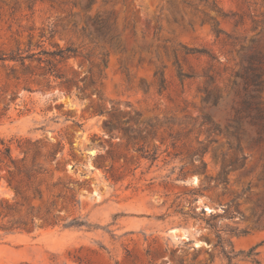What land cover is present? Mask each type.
Wrapping results in <instances>:
<instances>
[{
    "label": "rangeland",
    "instance_id": "1",
    "mask_svg": "<svg viewBox=\"0 0 264 264\" xmlns=\"http://www.w3.org/2000/svg\"><path fill=\"white\" fill-rule=\"evenodd\" d=\"M53 43L0 60V264H264V0H0V59Z\"/></svg>",
    "mask_w": 264,
    "mask_h": 264
},
{
    "label": "trees",
    "instance_id": "2",
    "mask_svg": "<svg viewBox=\"0 0 264 264\" xmlns=\"http://www.w3.org/2000/svg\"><path fill=\"white\" fill-rule=\"evenodd\" d=\"M91 25L93 27V30L89 29L88 32H86V28H82L81 32L83 34H86V37L91 38L92 41L96 40L97 37H101V38H105L108 35V28L106 26V22L105 20H103L100 17H97L95 19L92 20ZM217 33H219L217 31ZM42 38V37H41ZM113 40V38L109 37L108 39V43H110ZM53 48H55V50L53 51H39L38 53H32L31 55L27 56V57H23L19 54L12 56V57H5L3 56L0 60L1 61H14V62H19L21 66H24L25 60L27 58H31L34 55H46L49 60H59L61 62H65L67 61L69 58H76L77 55L76 53L70 48V47H66V48H60L56 43H53L51 45ZM37 61H40V57L37 59ZM48 61V60H47ZM48 62V65H51V62ZM264 68V57H260V53H256L254 55H251L248 58L247 64L244 66L243 70H244V74H243V78L246 80V84L247 86H253V87H259L261 85V81H260V75L257 73V70ZM53 73V71L48 70L46 71L44 75H51ZM99 114L104 113L103 111H98ZM112 126L111 124H108L106 126V130L110 131ZM0 168L2 166V164H4L5 160H8L11 165H13V159L11 157V150L10 147L8 145H6L3 141H0ZM203 168H204V164H202ZM14 166V165H13ZM8 174H12V172L8 171ZM205 180L207 182H209L211 180V178L205 177ZM219 181V180H218ZM225 182V181H224ZM14 191L17 193L16 188H14ZM216 218V216L214 215H210V220L207 221V226L210 230L214 231V235L216 238V243H215V247H219L222 255L225 257V259H227V261L229 263H231V261L233 260H237V258H240L239 260H250L254 263H256V261L254 260V257L256 256V254L253 252L254 249H250L249 251H247L246 253L239 251V252H235L233 250L232 247V243L230 240L225 239L222 237L220 231L217 230V227L212 224L210 221L214 220ZM13 225H11L12 227ZM4 229H6L4 227ZM246 234V231L243 229H238V228H232L229 230V235H233V236H239V235H244Z\"/></svg>",
    "mask_w": 264,
    "mask_h": 264
}]
</instances>
